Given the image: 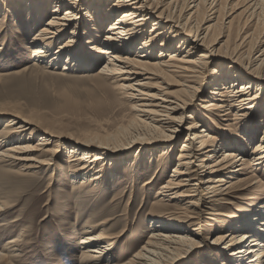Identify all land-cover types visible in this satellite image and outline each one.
<instances>
[{"label": "bare ground", "instance_id": "1", "mask_svg": "<svg viewBox=\"0 0 264 264\" xmlns=\"http://www.w3.org/2000/svg\"><path fill=\"white\" fill-rule=\"evenodd\" d=\"M43 1H36L34 5L44 12L52 5V15L46 21L42 20V14L32 16L34 8L24 16L26 20L31 19L32 27L36 23L43 25L27 42L33 60L53 65L65 57L63 72L79 63L87 67L88 64L96 65L106 54L107 59L94 74L109 81L117 93L131 102V107L136 110L134 134L125 147L119 148L108 147L89 138L65 141L62 139L66 138L39 127L29 116L8 112L11 117L4 120L0 128V181L17 176L37 182L42 168L51 169L50 177L60 166L63 146L67 149L65 163L70 171V182H77L72 192L85 191L84 196L95 198L100 196L103 187L114 186L118 181V178L113 179L116 171L129 157L114 159L112 154L136 144L143 147L145 144L163 143L157 155V167L143 183L146 192L157 185L148 215L150 218H147L151 234L133 258L122 264H163L170 255L189 246L196 247L201 229L194 227L198 224L192 219H199L204 213L212 221L208 224L215 231H222L205 244L214 248V245L223 243V246L206 252L208 256L227 260L221 264H264V195L262 200H254L248 208L227 212V207L230 208L229 205L240 198L241 186L253 187L251 180L255 175L252 171L264 167V132L252 146L248 159L243 157L247 156V151L242 146V143L250 144L256 138L258 111L264 116V49L252 59L250 52L254 44L249 46L245 55L236 56L220 45L215 46L219 42H216V34H211L213 28L220 24L225 30L231 24L230 20L226 21L228 18L224 21L219 18L215 9L218 0L206 1L205 8L200 9L201 0H184L179 2L180 6L177 0H112L108 4L104 0H93L94 11L87 10V0H46L40 4ZM163 2L166 6L159 10ZM259 4L264 6V0H248L246 12L252 15ZM64 6L67 7L65 10ZM182 9L183 12L176 14ZM199 13L205 17L202 23H207L206 26L199 22L200 17H196ZM114 14L117 17L101 35L102 25ZM148 22H151V28L145 30ZM2 23L4 18L0 19V25ZM64 35L67 39L60 43ZM215 60H220L221 66L211 68L210 75L208 68ZM225 64L227 68L223 69ZM90 72L86 71L84 75ZM228 74L231 78L227 77ZM208 76L211 79L204 81L203 78ZM206 83H210L209 89L203 92ZM170 87L174 89L169 90ZM199 93H203L199 96L201 103L197 102L198 106L186 115L185 110ZM147 106L149 108L146 109ZM4 113L0 110V116ZM216 117L226 126L237 124L238 128L245 127L244 133L239 136L224 128L223 134L217 131H214L216 135L210 134L209 131L214 130L208 128L210 124L216 128L220 126ZM186 120V137L173 158L170 173L162 182L156 180L159 183H155L158 174H164L171 163L173 141ZM230 121L232 123H228ZM226 146L230 149L221 150ZM144 156L136 155L127 160L134 165L133 168L139 169ZM246 165H256V168L244 170ZM78 177L81 179L77 181ZM51 181L49 178L48 185ZM250 189L245 188L251 193ZM124 192L125 189L120 187L113 193L115 198L121 199ZM183 200H187L191 207L189 213L175 210V204ZM7 201L0 195V211L11 206ZM126 210L127 205L122 210L125 216ZM79 211L76 209V216ZM102 211L106 210H96L91 217L101 215ZM220 217L228 219L220 224ZM103 223L85 220L83 236L79 240L85 250L78 264L112 262L108 253L113 244L111 239L117 238L119 233H92ZM223 239L227 241L220 242ZM16 241L11 239L8 242L11 252L15 251L13 245ZM7 256L3 248L0 260ZM104 257L109 260H104ZM177 260L164 264H174Z\"/></svg>", "mask_w": 264, "mask_h": 264}, {"label": "rangeland", "instance_id": "2", "mask_svg": "<svg viewBox=\"0 0 264 264\" xmlns=\"http://www.w3.org/2000/svg\"><path fill=\"white\" fill-rule=\"evenodd\" d=\"M36 1L40 0H0V19L4 18V23L0 25V74H2L0 76V110L5 112V117L4 114L0 116V128L3 126V121L11 117L8 116V112H17L29 116L39 127L66 138L62 139L65 141H68L69 138L81 140L89 138V140L100 142L108 147H125L134 134L133 122L136 118L134 117L136 110L131 107L132 104L128 98L117 93L109 81L94 74L104 59H107L106 54L96 65L88 64L89 67L81 65L76 59L79 64L73 65L69 70L63 72L65 57L53 65L33 60L27 42L31 40L32 34L43 25L36 23L32 27L31 19L26 20L24 16L29 9L34 8L32 16L42 14L44 15L42 20L46 21L52 15L50 10L53 8L51 5L44 12L35 7L34 2ZM87 1V10L94 11L96 6H92L93 0ZM104 1L108 4L112 0ZM177 1L183 3L184 0ZM206 1L212 0H201L198 9L205 8ZM247 1L218 0L215 9L219 18L222 21L228 18L226 21L230 20L231 24L225 30L220 24H217L211 34H216V42H219L215 46L220 45L223 50L227 49L226 51L234 53L233 56L242 53L245 55L249 46L254 44L250 52V56L254 59L264 49V6L259 4L251 15L250 12H246L248 10ZM164 2L163 7L159 10L166 6ZM90 5L91 7H89ZM101 6L103 9L104 5ZM66 8L64 6L63 10ZM183 10H178L176 14L183 12ZM116 17L117 15L114 14L112 19L102 25L104 30L100 33L101 35H104L105 27ZM196 17H200L199 22L201 21V23L205 21V17L203 18L201 13L197 14ZM151 22L146 24L145 30H150ZM202 24L206 26L207 23ZM66 39L67 35H64L60 43ZM43 61L46 59L43 58ZM227 64L229 65V63ZM212 65L210 64L208 68L210 73L207 72L210 75L213 71L211 68L217 69L221 66V61L215 60ZM226 68L225 64L223 69ZM16 71L17 73H15ZM86 71L92 72L89 75H84ZM227 77L231 78L230 74ZM210 79L209 76L203 78L204 81ZM209 85L210 83L203 85L205 88L203 92L209 89L207 88ZM168 89L173 90L174 88ZM202 94L199 93L190 107L185 110L186 115L195 106H198L197 102H199V96ZM145 108L147 109L149 106ZM258 114L260 117L256 118L258 120L256 138L250 141V144L249 142L242 143L247 151V156H243L246 159L249 155L251 157L249 152L253 149L252 146L264 132V116L260 114V111ZM188 120L184 122L183 128L177 131L173 141L174 149L171 155V163L167 165L164 174L161 172L158 174L155 181L162 182L165 176L170 173L173 158L178 153L180 144L185 140L187 132L185 126L188 124ZM216 122L220 125L219 128L213 127L212 124L210 127L204 124L208 128L214 129L213 131L208 130L210 134L216 135L214 131L223 134L225 129H228L240 136L245 131V127L239 126L238 128L237 124L226 126L224 121L217 119V117ZM228 123H232V121ZM207 127L204 128L207 129ZM161 145L164 144L155 142L145 144L143 147L136 144L130 149L126 147V150H119L115 154L111 153L115 157L114 159L127 155L129 157L123 160L122 166L116 171V177L113 179L118 178V181L114 186L103 187L104 192L102 191L100 196L95 198L84 196L85 191L72 192V188H76L77 182L75 184L70 182V171L67 163H65L67 149L66 147H64L65 149L62 148L63 146L61 147L60 166L53 170L50 177L51 169L42 168L37 182H30L17 176L12 177L11 180L0 181L1 198L8 200V204L11 205L7 210L0 211V224H3L0 226V251L4 248V251L9 255L0 260V264H78L81 253L85 250L84 246L79 244V240L83 236L81 232L86 219H92L96 222L104 221L102 225L94 228L92 233H119L117 238L111 239L113 244L110 245L111 249L108 253L112 262L109 264H122L133 258V254L141 249L151 234L150 222L147 218H150L148 215L154 202L153 195L157 185L151 186L146 192V186L143 183L145 179L150 177L152 170L157 167V155L161 150ZM225 149H230V147L226 146L221 150ZM149 152L153 154L148 155ZM136 155H145L141 159L142 168H133L134 165H131L130 160H127ZM106 166L107 163L103 168ZM251 168L253 170L256 165H252V167L246 165L244 170ZM257 168L252 171L255 175V178L251 180L254 184L253 187L241 186L240 188L243 187V189L240 190V198L234 200V204L229 205L230 208L227 207V212H237L235 208H248L254 200L258 202L262 200L264 195V167ZM49 178H52V181L48 185ZM256 178L257 180H255ZM80 179L78 177L77 181ZM159 182L156 181L155 183ZM120 187L125 189V192L121 199H117L113 192ZM245 188H251L252 192L250 193ZM125 205H127L126 216L122 214ZM175 207V210L186 213H189L191 209L187 200L175 204ZM76 209L80 210L77 216ZM102 209L106 211H102L103 213L99 216L91 217L96 210ZM209 218L210 216L204 213L199 219H192L198 224L194 227L201 229L200 237L196 242L197 246L194 248L189 246V248L186 247L178 253L170 255L163 264L166 261L172 263L176 259L178 260L174 264H221V261L227 262L222 257L221 260V258L208 256L206 253L211 249L223 246V243L214 245V248L210 247L211 245H205L207 242L213 241L216 234L222 232L215 231L214 227L208 224V222H212L209 221ZM226 219L228 218L222 220L220 217L219 223H225ZM11 239H17L13 245L15 251L12 252L10 251L11 244L8 243ZM227 239L220 242H226ZM104 260H109V258L104 257Z\"/></svg>", "mask_w": 264, "mask_h": 264}]
</instances>
